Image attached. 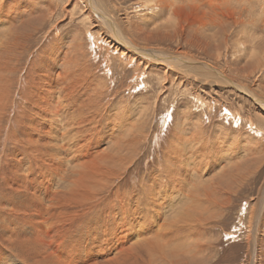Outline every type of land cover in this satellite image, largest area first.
Returning <instances> with one entry per match:
<instances>
[{"label":"bare ground","instance_id":"6f19581e","mask_svg":"<svg viewBox=\"0 0 264 264\" xmlns=\"http://www.w3.org/2000/svg\"><path fill=\"white\" fill-rule=\"evenodd\" d=\"M79 1L94 25H89L93 28L89 27L85 33L91 38L89 45L104 52L107 66L111 65L112 54L121 64L136 67L133 81H144L142 75H146L150 65L164 66L166 81L176 71L184 76L199 75L200 81L215 78L249 95L264 109V98L227 78L217 65L200 62L196 56L179 50L144 49L125 32L128 24L116 6L108 7L110 0ZM175 2L141 0L138 9L143 11L145 22H155V15H164L165 10L176 16ZM224 2L186 0L188 9L184 8L177 20L180 15L182 25L189 22L187 26L191 28L194 25L190 24L196 22L200 27L198 32L195 30L202 34L199 30L209 23L192 13H201L210 22L218 16L215 21H220L222 11H227L223 10ZM36 3L37 0L25 3L20 11V0L13 5L0 0V23L8 21L13 26L11 31L5 29L0 34V264H6L8 252H16L22 264H65L69 258H81L83 264H205V256L211 249L205 239L210 209L219 211L223 203H228L226 192L238 181L232 170L226 171L229 163L238 158L232 156L236 152L230 153L237 141L231 139L224 148L215 140L213 146L200 132L187 137L185 132L175 129L161 153L163 162L158 160L156 170L140 172L139 182L127 186L124 180L141 161L138 155L142 143L148 139L145 125L149 122L144 123L141 111L138 119L137 115L132 117V108L125 99L117 102L116 109L114 99L105 102L110 91L98 87L97 69L93 71L88 63H80L83 42L67 48L65 53L63 39L48 51L47 46L41 45L36 55L31 52L38 43L34 35L44 29V23L47 25L48 14L54 16L61 6L53 3L56 6L51 4L50 9L46 3L49 11L44 14L47 9L41 11ZM38 7L43 13L36 19ZM61 12L64 16L73 11L68 12L65 7ZM18 18L21 22L17 23ZM174 20L177 21L176 17ZM224 23L217 25L221 27ZM134 29L147 33L144 25L136 24ZM51 31L60 36L59 29ZM25 51L33 53L36 62L31 56V60L24 62ZM21 70H25V76H21ZM125 70L126 67L122 69ZM105 142L107 148L102 146ZM193 147L194 160L189 154ZM250 150L257 151V146ZM35 169H39L38 174ZM213 170L216 173L212 175L216 176L210 181L202 179ZM194 171L201 178H196V173L194 177ZM35 190L43 191L40 193L45 196L38 198L34 206L31 200ZM256 206L258 211L255 213L254 208L251 223L258 227L263 216L264 185ZM11 224L19 229L4 236L13 227ZM256 238V232L252 239L248 236L252 241L250 264H259Z\"/></svg>","mask_w":264,"mask_h":264},{"label":"rangeland","instance_id":"374dc122","mask_svg":"<svg viewBox=\"0 0 264 264\" xmlns=\"http://www.w3.org/2000/svg\"><path fill=\"white\" fill-rule=\"evenodd\" d=\"M7 1L9 5H13L16 0ZM20 1V11L23 10V4L35 3V0ZM225 1L224 3L226 4H224L223 10L227 11L226 13L222 11L221 15L223 18H218H221L220 21H215L218 16H215L214 21L210 22L208 18L202 17L201 13H192L193 17H201L204 21L209 23V26H205L203 30H199L202 34H197V28L200 27V25L196 22L190 24L194 25L193 28L187 26L189 22H184L188 29L184 24L182 25L183 22L180 18L184 13L183 9L187 8V6H185L186 4H184L186 0H176L175 2V4H177L176 13L181 15L178 16L180 22H177L178 14L174 17L170 16L171 11L168 10H165L164 15H155V22H145L144 20H146V17L143 11L138 9L141 0H110L108 7L110 8L111 4L117 7L115 8L119 12L120 17L125 19L126 26L128 24L125 32L127 31L129 33L128 36L133 41L137 42V44L143 46L144 49L157 48L188 52V54L196 56V59L200 62L205 61V63L210 65L214 64L212 65L213 67L217 65L216 68L221 70L227 78L230 77L229 79L236 84L246 87L259 97L264 98V0ZM229 2L231 4H229ZM37 3L40 9H47L45 11L43 10L45 12L44 14H48L47 12L49 8L51 9V4L53 3L57 6L60 3L59 6H61H58V11L54 16L48 14L49 19H47V25L44 23V29L39 31L40 33L37 32V34L34 35V40L38 43L35 44L31 52L36 55L41 45H44V48L47 46L48 51L56 42L60 43V40L63 39L65 43L63 52L65 53V51H68L67 48H71L78 42H83V51L79 52L80 63L82 65L88 63L87 65L91 67L93 71L97 69L95 78L98 83H100L98 87H104V91L108 88L107 93L110 91L109 96L112 93L110 97L108 96V98H105V102L110 101L111 98L114 99L113 104L114 109H116V106H119L117 102L125 99L126 104L132 108V117L137 115L136 119H138V113L141 111L144 112V123L146 124L149 122L147 123L148 125H145L148 126L147 130L145 129L148 139L142 143L141 152L138 155L141 161L139 160V166H137L135 170L130 171V177L128 175L126 180H124V182L128 183L127 186H132L133 184L131 183L139 182L141 176V174L139 176L140 172L143 174L144 172L148 173L147 171L151 169L156 170L157 161L163 162V160H161L163 156L161 153L164 152L168 146V141L171 140L175 129L178 130L177 132H179V130L180 132H185L187 137L191 134L200 132L204 139H210L213 146L216 143L226 148V145L229 144L228 142L231 139L232 141L233 139L237 141L238 144L232 149L234 152L230 150V153L233 154L236 152L232 156L238 158H235L231 164L229 163L228 167H226V171L230 172V170H232L233 174H236L238 181L231 185V192L230 190L226 192L228 203H223L219 211L217 209H210L211 219L209 220L210 224L208 225L207 236L205 237L207 241H204L210 245L211 249L205 256V264H250L251 247L249 243L252 241L248 240V236H251L252 239V237L255 236V232L256 239L258 240V255L260 257L258 263L264 264V206L262 207L263 216L259 220L258 227H256L255 223H251L254 217V208L256 209L255 213L258 211L256 201L264 185V109L258 107L249 95L242 91L239 92L233 86L231 88L230 85H226L222 83L221 80H216L215 78H203V80L200 81L201 77H199V75L194 74V76L193 74H189L184 76L176 71L172 72L173 75L171 76L173 78L171 77L172 79L166 81L164 80V71L166 68L164 66L161 67L162 65H150V67L146 69V75H142V78H145L144 81H133L135 73L134 68L136 67H127L124 63L121 64L122 62H119L120 60L117 56L112 54L110 58V60H112L111 65L107 66L106 62H104V52L98 51L93 45H89L91 43V38L85 35V33L90 27L89 25L93 24V21L87 15L84 5L79 0H37ZM46 3L49 5V8ZM55 4H53V6H56ZM230 5H232V7ZM45 6H47V8H43ZM226 6L229 7L227 8ZM233 6L236 9L233 8ZM39 7L37 13L35 12L37 15L34 14V17L42 15L43 12L40 13ZM65 7L66 10L68 9V12H73L63 16L62 12L60 14V11L65 9ZM231 8L236 10L235 12L237 13H233ZM227 12H229V14ZM58 14L63 17H60ZM38 17L36 19H38ZM175 17L177 21L174 20ZM229 18L230 21L228 22ZM31 19H33V17ZM171 19H173L174 22ZM169 20L171 22H169ZM15 21H17V23L18 21L21 22L19 18ZM125 22L121 23L124 24ZM217 22H225L226 25L224 23L219 27ZM136 24L144 25L146 29H144V31H147V33L142 34L135 30ZM92 26L90 27L91 29L93 28ZM180 26L182 27L181 29ZM12 28L13 26L8 21L1 22L0 34L3 33L5 29L11 31ZM45 28H47V30ZM51 28L59 29L60 36L58 37L57 32H53L54 30L51 31ZM221 30H223V32H221ZM97 31L98 30H93L95 33ZM185 32L186 34H184ZM169 33L171 34L169 35ZM193 33L196 35H194V39L191 38L193 37ZM151 34L153 37H151ZM149 36L150 38H148ZM197 36L199 42L196 39ZM187 37L193 40L190 41L189 38L186 39ZM198 43L200 44L198 45ZM97 44L104 47L100 42ZM202 44L204 47L200 46ZM31 52H24L26 54L24 62H26V60H31L30 56L33 61L35 57ZM27 54H30L29 57ZM83 55L85 58L81 59ZM33 62H36V60ZM124 67H126V70L122 71ZM21 72L22 76L25 70H21ZM134 109L138 110L135 111ZM11 116L13 117L14 114L12 113ZM181 129L183 131H181ZM216 136L221 137L217 139ZM202 139L199 141H202ZM254 145L257 146V151L253 152L250 150V147ZM102 146L103 148H107L106 142ZM193 149L194 147L191 148V152H189V154L191 153V157L192 155L194 156V154H192V152L194 153ZM187 150H189V148H187ZM194 159L195 157H192V160ZM195 161H192V164L196 163ZM236 170L238 171L236 172ZM35 172L38 174L39 169H35ZM195 173L198 176L196 178H199L201 174L199 175L197 171H194L193 176ZM215 173L216 172L213 170L201 177L202 179L205 177L203 180L210 181L212 179L211 177L216 176L212 175ZM202 179H197V182L202 181ZM197 182L195 181L194 184ZM35 191L36 192H33L34 198L31 200L34 206L38 198L43 199L45 196L40 193L43 191ZM3 224L5 223L3 222ZM11 226L13 227H10L9 231L4 233V236H8L9 232L13 229H19L18 225L11 224ZM46 227L45 229H47ZM94 250L96 251V249ZM8 254L9 257L5 262L6 264H22L18 261L19 258L16 252H8ZM65 264H83V261L81 258H69L66 260Z\"/></svg>","mask_w":264,"mask_h":264}]
</instances>
